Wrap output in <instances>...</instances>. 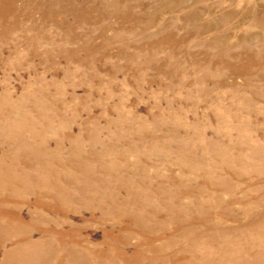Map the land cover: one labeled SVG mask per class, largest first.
<instances>
[{"label":"rangeland","instance_id":"1","mask_svg":"<svg viewBox=\"0 0 264 264\" xmlns=\"http://www.w3.org/2000/svg\"><path fill=\"white\" fill-rule=\"evenodd\" d=\"M96 1L0 0V264H127L103 242L137 217L165 264L264 250V0ZM219 222L239 228L222 254L203 242ZM141 233L125 254L161 263Z\"/></svg>","mask_w":264,"mask_h":264},{"label":"bare ground","instance_id":"2","mask_svg":"<svg viewBox=\"0 0 264 264\" xmlns=\"http://www.w3.org/2000/svg\"><path fill=\"white\" fill-rule=\"evenodd\" d=\"M92 1H94V2H97L96 0H92ZM178 1H181V0H173V4H175L174 6H172V7H176L177 6V2ZM90 2V0H86V4L85 5H83V6H81L79 9H75V11H76V14H77V17H80V16H83V15H79V12H87L88 10L87 9H89V7L87 6L88 5V3ZM131 2H132V0H128V2H127V5H130L131 4ZM167 4H170V2H168ZM164 7H166L165 5H164V3L162 4ZM86 18V17H85ZM88 18V17H87ZM86 18V21H88V22H90L88 19ZM69 33H70V31L68 32V31H62L61 32V34L60 35H64V36H66V35H69ZM164 39H166V38H163V40ZM181 53V52H180ZM25 125H27L26 123H24ZM18 140H17V144H18V146H17V150H22V148H24V147H28L29 146V144H28V142L25 140V139H22V138H17ZM0 146L2 147V142L0 141ZM29 149H31V147H29ZM28 149V150H29ZM50 161H51V163H52V165L51 166H53V169H52V172H51V174H53L54 175V179H53V181H55L56 182V185H60V186H63L62 184H60V179H58V174H57V172L54 170V166L56 165V164H58V163H60L61 161L60 160H57V158L54 156L53 157V159H50ZM61 164V163H60ZM62 165V164H61ZM64 165V164H63ZM69 165H71L72 166V162L69 164ZM74 165H75V163H74ZM105 165V164H104ZM64 167V166H63ZM106 168V167H105ZM108 169H109V167H108ZM92 185V184H91ZM92 190L93 189H95V186H93L92 185V188H91ZM163 189V188H162ZM128 191V190H127ZM103 193V192H102ZM102 193H100V194H97V192H96V195L95 196H93L92 195V198H94V199H97L98 201L99 200H101L102 199ZM131 194H132V197L133 196H136V197H138L137 196V194L138 193H136V191H131ZM1 196H4L5 198H6V195H2V194H0V198H1ZM115 196H117L118 197V194H115ZM97 197H101V199H98ZM10 200H11V197L9 198ZM101 201H107V199H102ZM122 203H125V202H123L122 201ZM126 204V203H125ZM196 206V205H195ZM50 211H52V210H56V212H58V213H62V210L61 209H59L58 207H56V206H54L53 208H48ZM205 209V208H204ZM205 211H206V209H205ZM150 212H156L155 210H152L151 209V211ZM149 212V213H150ZM124 213V211L122 210V214ZM122 214L120 215V217L122 216ZM2 215H5V214H2ZM169 215H171L172 217H175L173 214H169ZM262 215V214H261ZM10 216V220L12 221V222H15V223H19V225H28V223L29 222H25L24 220H23V217L18 213V212H15L14 214H12V215H9ZM38 216V215H37ZM39 217V216H38ZM172 217H170L171 218V220L173 219V221L172 222H174V224H175V226H176V228L175 229H178V228H183L184 226V228H191V227H189V226H186L187 225V221L186 220H188V222L189 223H191V222H193V223H195L196 222V217H197V219H202L203 217H205L204 218V220H208L209 219V217H208V215L206 214V212L205 213H202V215H200V218L198 217V215H189V217L188 216H185V218H172ZM188 217V218H187ZM212 219V218H211ZM257 220L258 221H260V220H262V221H264V215H262V216H260V218L258 217L257 218ZM171 222V223H172ZM155 224V225H154ZM154 224H151L150 226L149 225H147L146 223L144 224V221L141 219V218H139V217H137V219L135 220V225H134V227H132V228H130L129 230L130 231H128V233L126 234V235H123L122 237L121 236H114L113 237V239L111 240V241H104L103 242V244L105 245L106 244V242H109L107 245H108V247H109V250L108 249H105L107 252H105V253H103L102 254V256H106L107 258H110V260H112V257L111 256H116V257H118V258H120L121 260H116V261H118V262H121V263H127V264H134V263H132L137 257H136V255H126L125 254V249L123 248V247H125V248H127L129 245V239H130V237H131V234H133V232L134 231H137V232H142L141 234L143 235L142 236V240H141V242L137 245V247L139 248V247H143V249L142 250H145V251H154V253H156L157 254V256L153 259L154 261H157V260H161V259H164V257L163 256H165L164 254H162L163 253V246H162V248L161 247H155V237H152L153 235H151V234H153V233H149V232H151V231H153L154 232V230L153 229H155V228H153V227H155V226H159L158 224H156V223H154ZM253 224V223H252ZM251 224V225H252ZM208 225V224H207ZM50 226V224H46L45 226H43V227H41V228H39V229H41L43 232H45V233H52V234H54V235H56L58 238H60V237H64V239H66L67 237H69V235L67 234V232H65L64 230H63V228H60V227H49ZM209 227L211 228V227H213V229L214 230H216L215 231V233H208L207 235L204 233V232H201V230L199 231L200 233H197L198 232V230L197 231H195L194 232V230L195 229H192L190 232H187L188 230H182V232L183 233H185V234H189V235H191L192 233H196V234H198L199 235V237L201 236V233H204L205 235H203L204 237H206V239H204V241L203 242H205V244L206 245H208L209 246V248L210 247H216V248H214V249H212V251H217V252H221V254H222V252L224 251V249H225V243H223L225 240H226V238L224 239V235L227 233V231H231V230H235V231H238L239 230V228L237 227V228H235V227H228V226H223V224L222 223H213V224H210L209 225ZM33 228H37L36 226L34 227L33 226ZM160 228V227H159ZM252 230H256L258 227L254 224V225H252L251 227H250ZM74 229H77V231H78V227H75ZM38 230V229H37ZM40 230V231H41ZM133 230V231H132ZM159 230H162V228H160ZM124 231V230H123ZM125 232V231H124ZM31 233V232H30ZM0 234L2 235V238H1V240H0V243H4V244H6V242L9 240V239H5L4 238V232H2V231H0ZM150 234V235H149ZM155 234H157V236H158V238H159V236H160V234H162V233H160V234H158V233H156L155 232ZM182 235V234H181ZM28 236H29V233H28ZM260 239L261 238H263L264 239V234H261L260 236ZM157 238V239H158ZM186 238V237H185ZM222 238V239H221ZM224 239V240H223ZM171 240V239H170ZM170 240L168 241V242H170ZM201 240V239H200ZM199 240V241H200ZM255 240V239H254ZM252 241V243H249L248 245V247L249 248H253V246H255V245H257V240L256 241ZM11 241L13 242L14 241V239H11ZM59 242L61 243V242H63V239L62 238H60L59 239ZM171 242H173V241H171ZM175 242L177 243V240H175ZM191 242V241H190ZM193 242H191V243H189V245L187 244L186 246H191V247H194V244H192ZM263 243H264V241H263ZM122 245L121 247H119L118 245ZM136 247V248H137ZM247 247V249L245 250V255L244 254H241V257H242V259H240V258H237V257H230L229 258V261L225 258V257H223L222 258V256H220V257H218V258H214L213 256H206V258H207V261L205 262V261H203V260H201V262H200V264H229V262L231 263V264H264V250H251V249H249ZM154 248V249H153ZM211 249V248H210ZM140 251V252H138V254L137 255H139V260H142L143 262H144V260H145V255H144V252L143 251ZM98 253H100V255H101V253H102V251H100V252H98ZM137 253V252H136ZM99 255V256H100ZM132 256H134V257H132ZM246 256H249V257H251V260H247V259H245L244 257ZM170 257H171V259L172 260H174V258L173 257H175V260H177L178 258H180V257H182V259H184V257H185V255H179V254H171L170 255ZM189 257H190V260L188 259V262H189V264H195V262H197L198 263V261H196V260H194V259H192V257L189 255ZM114 259V258H113ZM186 259V258H185ZM169 260V259H168ZM180 260H181V258H180ZM136 261H137V259H136ZM184 261H186V260H184ZM114 263V262H113ZM162 263H167V260L166 259H164L163 261H161V263H159V264H162ZM175 264H176V262H174ZM148 264V263H147ZM182 264H187L186 262H182Z\"/></svg>","mask_w":264,"mask_h":264}]
</instances>
